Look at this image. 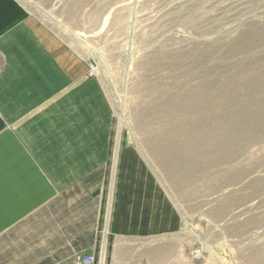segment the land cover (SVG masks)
Listing matches in <instances>:
<instances>
[{
	"label": "rangeland",
	"instance_id": "rangeland-1",
	"mask_svg": "<svg viewBox=\"0 0 264 264\" xmlns=\"http://www.w3.org/2000/svg\"><path fill=\"white\" fill-rule=\"evenodd\" d=\"M19 1L55 44L98 63L110 157L132 139L183 216L172 236L101 242L94 264H264V0ZM32 223L0 239V264L68 251L58 224Z\"/></svg>",
	"mask_w": 264,
	"mask_h": 264
},
{
	"label": "crops",
	"instance_id": "crops-1",
	"mask_svg": "<svg viewBox=\"0 0 264 264\" xmlns=\"http://www.w3.org/2000/svg\"><path fill=\"white\" fill-rule=\"evenodd\" d=\"M55 43L19 0H0V239L55 222L68 251L52 260L75 264L101 242L179 233L183 216L137 144L110 157L114 118L101 83Z\"/></svg>",
	"mask_w": 264,
	"mask_h": 264
},
{
	"label": "bare ground",
	"instance_id": "bare-ground-1",
	"mask_svg": "<svg viewBox=\"0 0 264 264\" xmlns=\"http://www.w3.org/2000/svg\"><path fill=\"white\" fill-rule=\"evenodd\" d=\"M34 10V9H33ZM37 11V10H36ZM40 14V13H39ZM49 17H51V16H49ZM49 21H50V23H52L53 25H55V26H58L57 25V23H59L60 24V21L58 20V19H56V18H53V19H48ZM62 26V25H61ZM58 28H60V30L61 31H63V33L64 34H66V35H68V36H70L71 37V39L73 38H75V37H82L83 36V34H81L80 32H78V31H73V30H69V29H67L66 27H64V28H61L60 26H58ZM92 64H94V65H96V64H98L97 62H95V63H92ZM187 101V100H186ZM187 104H188V102H187ZM187 104H183V106L181 107L180 106V115H184V114H188L189 113V109H187ZM185 106V107H184ZM183 124V123H182ZM181 123H179V124H176L177 125V129H180L181 130V128L183 127V125H182ZM190 126H191V124H190ZM189 125H187V127H190ZM118 148V147H117ZM117 152H118V150H117ZM118 154V153H117Z\"/></svg>",
	"mask_w": 264,
	"mask_h": 264
},
{
	"label": "built area",
	"instance_id": "built-area-1",
	"mask_svg": "<svg viewBox=\"0 0 264 264\" xmlns=\"http://www.w3.org/2000/svg\"><path fill=\"white\" fill-rule=\"evenodd\" d=\"M97 67L94 65H91L89 70H90V75H95L97 72ZM94 257L90 255H79L77 256V264H94Z\"/></svg>",
	"mask_w": 264,
	"mask_h": 264
}]
</instances>
